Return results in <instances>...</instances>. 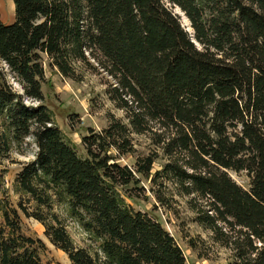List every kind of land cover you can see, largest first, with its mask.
<instances>
[{
    "label": "trees",
    "instance_id": "trees-1",
    "mask_svg": "<svg viewBox=\"0 0 264 264\" xmlns=\"http://www.w3.org/2000/svg\"><path fill=\"white\" fill-rule=\"evenodd\" d=\"M12 1L14 21L0 15V150L22 151L27 137L37 150L15 176L17 200L0 198V264H46L44 242L23 231L22 217L39 222L69 264H186L174 236L126 202L140 195L134 189L145 193L144 181L163 206L185 200L227 251L225 264H264V0ZM43 56L65 77L76 80L83 62L114 81L107 93L126 120L88 128L84 157L42 103ZM143 134L154 148L134 167L121 164ZM230 170L245 172L250 187ZM66 219L89 244L74 242ZM203 243L187 239L207 256Z\"/></svg>",
    "mask_w": 264,
    "mask_h": 264
},
{
    "label": "rangeland",
    "instance_id": "rangeland-1",
    "mask_svg": "<svg viewBox=\"0 0 264 264\" xmlns=\"http://www.w3.org/2000/svg\"><path fill=\"white\" fill-rule=\"evenodd\" d=\"M12 0H0V12L2 15L10 14ZM180 17V21L185 28H188L189 21L178 7L172 8ZM187 25V26H186ZM191 29V28H190ZM192 32V29H191ZM91 64L96 63L89 58ZM44 81L42 92L44 95L42 103L51 111L55 125L61 130L63 136L75 148L77 154L85 156V150L81 142V137L88 133L87 129L101 130L108 125L110 116L126 120L124 110L118 108L109 98L107 90L114 81L101 71L99 67L95 69L83 62L76 63V76L74 80L63 76L55 67L48 65V59L43 56ZM13 88L22 92L20 84L11 76L8 77ZM27 105L36 106L40 102L31 98H25ZM135 153L128 154L119 159L121 164L134 167L135 158L138 155H145L154 146L148 134L135 135ZM22 151L12 149L4 153L0 150V198L8 196L15 202L18 195L14 192V180L23 163L31 161L35 157L36 146L32 137H27L21 147ZM164 159H158L153 164V171L160 169ZM231 177L243 188L250 187V179L245 172L229 171ZM145 193H140L138 189L132 192L140 194L138 197L125 198L126 202L134 209L147 212L157 219L162 226L174 236L175 240L182 248L186 257V264H225L227 251L213 243L209 231L203 229L193 220L194 214L190 210L183 198L174 196L176 201L171 206L161 205L156 198L148 191L149 183L144 181ZM5 191V193H3ZM56 212L62 218L66 217L62 207L58 206ZM2 216L0 212V223ZM66 228L79 246L89 244L86 233L80 225L72 220L66 219ZM23 231L27 234L39 237L45 244L41 251V258L46 264H69L67 255L56 249L44 235V227L32 218L22 217ZM189 237L199 238L204 241L207 256H199L198 252L192 250L188 244Z\"/></svg>",
    "mask_w": 264,
    "mask_h": 264
},
{
    "label": "crops",
    "instance_id": "crops-1",
    "mask_svg": "<svg viewBox=\"0 0 264 264\" xmlns=\"http://www.w3.org/2000/svg\"><path fill=\"white\" fill-rule=\"evenodd\" d=\"M0 15H1L2 22L5 23V24H11L14 21V4H13V1H12L10 14H7V15L4 16L0 12Z\"/></svg>",
    "mask_w": 264,
    "mask_h": 264
},
{
    "label": "bare ground",
    "instance_id": "bare-ground-1",
    "mask_svg": "<svg viewBox=\"0 0 264 264\" xmlns=\"http://www.w3.org/2000/svg\"><path fill=\"white\" fill-rule=\"evenodd\" d=\"M187 26V25H186ZM189 26V25H188ZM189 31H191L190 27L187 28Z\"/></svg>",
    "mask_w": 264,
    "mask_h": 264
},
{
    "label": "water",
    "instance_id": "water-1",
    "mask_svg": "<svg viewBox=\"0 0 264 264\" xmlns=\"http://www.w3.org/2000/svg\"><path fill=\"white\" fill-rule=\"evenodd\" d=\"M187 31H189L187 28H186Z\"/></svg>",
    "mask_w": 264,
    "mask_h": 264
}]
</instances>
